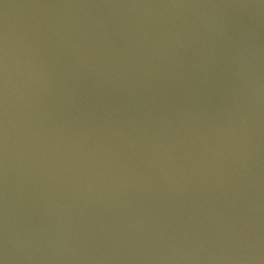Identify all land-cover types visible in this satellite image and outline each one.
I'll return each mask as SVG.
<instances>
[{"label": "water", "instance_id": "95a60500", "mask_svg": "<svg viewBox=\"0 0 264 264\" xmlns=\"http://www.w3.org/2000/svg\"><path fill=\"white\" fill-rule=\"evenodd\" d=\"M0 264H264V0H0Z\"/></svg>", "mask_w": 264, "mask_h": 264}]
</instances>
